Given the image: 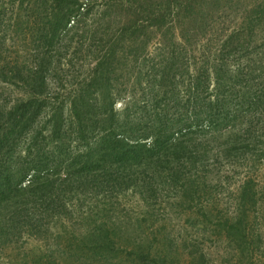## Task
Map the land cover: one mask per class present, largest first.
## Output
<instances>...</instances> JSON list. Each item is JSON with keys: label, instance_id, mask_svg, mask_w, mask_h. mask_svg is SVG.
<instances>
[{"label": "trees", "instance_id": "trees-1", "mask_svg": "<svg viewBox=\"0 0 264 264\" xmlns=\"http://www.w3.org/2000/svg\"><path fill=\"white\" fill-rule=\"evenodd\" d=\"M98 1L108 9L121 10L123 33L133 29L131 33L136 35L144 28L163 32L165 38L159 42L138 41V57L149 61L146 73L153 82L149 114L137 117L131 110L136 105L129 102H121L123 106L117 109L123 96L113 88L114 80L119 79L114 63L121 55L118 47L122 37L110 40L106 32L99 46L80 40L83 34L79 31L87 28L84 23ZM144 1L145 18L137 17L134 0L13 3L8 20L11 33L33 38L43 46L24 59L0 56V215L11 218L28 211L22 200H14L26 191L40 186L51 198L47 185L61 189L46 174L52 165L59 168L60 183L65 187L71 183L82 190L113 187L116 193V189L140 187L149 196L157 191L150 189L157 177L155 167L162 163L189 168L187 181L195 180L191 172L213 165L217 170L244 169L239 194L245 199L235 222L238 235L245 234L249 242L250 234L243 224L249 220L248 212L264 199V175L262 179L256 176L257 170L264 168V0H253L248 18L229 38H219V45L218 38L195 41L184 34V27L186 32V27L190 28L187 19L196 24L207 0H193L195 7L192 0H185L186 7L184 0H163L158 11L152 2ZM23 7L27 12H22ZM182 10H191V16L175 27L171 19ZM41 18L45 20L40 27ZM248 29L250 35L242 38ZM94 30L96 33L97 28ZM73 43L76 47L69 52ZM151 44L154 52L148 49ZM56 45L57 66L69 67L77 62L80 68L89 61L85 72L69 88L55 87L51 81L52 48ZM240 50L246 57L231 63L234 58L227 53ZM173 78H180L183 85L169 95L170 84L176 83H170ZM181 92L183 95H179ZM178 96L185 98L188 111L182 125L183 119L176 118L175 127L174 112L181 100L174 103L173 99ZM23 145L35 151L33 158L29 152L26 159H21ZM44 153L49 157L38 159ZM124 168L129 170L124 176L113 171Z\"/></svg>", "mask_w": 264, "mask_h": 264}, {"label": "rangeland", "instance_id": "rangeland-1", "mask_svg": "<svg viewBox=\"0 0 264 264\" xmlns=\"http://www.w3.org/2000/svg\"><path fill=\"white\" fill-rule=\"evenodd\" d=\"M15 1L0 0V56L11 60L31 57L43 46L33 38L11 33L8 20L13 14ZM134 1L138 5L137 17L145 18L147 12L142 8L145 1ZM147 1L152 2L157 11L163 7V0ZM185 3L183 7H186ZM250 5H253V0H207L203 4L204 10L198 12L196 24L188 23L190 20L187 19L190 28L186 27V32L184 27V34L195 41L218 38L216 44L219 45V38H229L231 32L248 18ZM23 8L22 12H27ZM191 12L182 10L180 15L172 17L171 24L179 27L186 16H191ZM40 13L42 16L46 14L43 10ZM121 17L122 12L117 7L108 9V6H102L101 1L96 2L84 23L87 28L79 31L83 34L80 40L99 46L106 32L110 34L106 36L110 40L122 37L118 47L121 55L114 63L119 79L114 80L113 88L123 96L117 109H121V102H129L131 106L135 104L136 107L131 110L138 117V114H149L151 110L150 87L153 83L146 73L145 66L149 61L146 59L144 62L145 59L138 57L141 55L138 41L159 42L165 37L162 31L138 30V27L136 35L131 33L133 29L123 33L124 26L119 23ZM27 20L26 17L25 25ZM43 20H39L40 27ZM140 23L138 20V26ZM249 31L246 30L242 38H248ZM166 37L170 38L168 33ZM57 46L52 48L51 81L55 87L63 85V88H69L74 85L72 82L77 76L85 72L89 61L82 63L80 68H77V62L69 67L67 64L57 66ZM75 47L73 43L69 52ZM148 49L153 51L154 44ZM227 54L234 58L231 63L243 61L246 57L243 50ZM68 58L70 60L71 57ZM170 83L175 84H170L169 95L183 85L180 78H173ZM182 97H173L174 103L181 100L174 112L175 127L176 118L183 119L182 125L187 117L188 103ZM29 152L33 158L35 151L27 150L23 145L21 159H26ZM48 157L44 153L38 159L46 160ZM53 167L50 166L46 174L61 189L47 185L52 191L51 198L40 186L26 191L14 200L18 198L19 203L22 200L28 211L10 215L11 218L0 215V264H264V199H260L259 205L250 214L248 212L249 220L243 224L250 234L249 242L245 234L239 236L236 231L235 221L239 217L240 204L245 199L239 194L245 180L244 169L241 172L223 167L217 170L210 165L191 172L195 180L191 178L192 181H187L189 168L180 166L177 169L176 165L162 163L155 167L157 177L150 189L157 191L149 196L145 191L141 192L140 187L116 189L117 193L113 187L82 190L72 183L65 187L60 183L59 168ZM113 171L121 176L129 173L128 168ZM257 171V178L260 175L262 179L264 168Z\"/></svg>", "mask_w": 264, "mask_h": 264}]
</instances>
